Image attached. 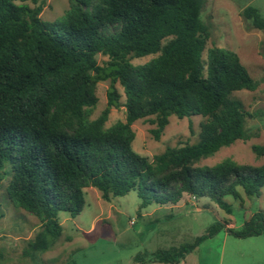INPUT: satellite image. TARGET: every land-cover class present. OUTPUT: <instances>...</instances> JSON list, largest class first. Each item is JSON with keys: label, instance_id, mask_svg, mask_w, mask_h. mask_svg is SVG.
Returning a JSON list of instances; mask_svg holds the SVG:
<instances>
[{"label": "trees", "instance_id": "1", "mask_svg": "<svg viewBox=\"0 0 264 264\" xmlns=\"http://www.w3.org/2000/svg\"><path fill=\"white\" fill-rule=\"evenodd\" d=\"M67 1L62 19L45 23L44 0H0V186L7 177L8 201L41 224L24 257L54 247L63 234L58 214L77 217L87 188L105 202L135 192L139 211L175 207L187 196L231 215L224 199L241 200L238 189L259 198L264 166L231 159L198 166L250 140L246 123L255 116L232 97L259 87L235 53L207 48L209 29L200 19L205 0ZM241 16L264 30L257 8L248 6ZM99 55L107 59L102 65ZM146 56L155 57L132 64ZM106 82V106L91 119L97 86ZM121 108L125 120L106 127L111 110ZM194 116L205 119L196 144L169 147L152 160L132 149L135 122L154 126L150 134L159 142L171 117ZM251 150L264 156V147ZM230 224H215L192 243L139 256L135 264H180L220 231L264 239L261 213L239 231Z\"/></svg>", "mask_w": 264, "mask_h": 264}, {"label": "rangeland", "instance_id": "2", "mask_svg": "<svg viewBox=\"0 0 264 264\" xmlns=\"http://www.w3.org/2000/svg\"><path fill=\"white\" fill-rule=\"evenodd\" d=\"M44 1L40 18L45 23L61 20L68 10L67 0ZM248 6L257 8L264 18V0H205L200 15L209 29L207 48L215 46L235 53L249 75L259 83L255 92L241 91L232 97L255 116L246 123L250 140L237 141L221 149L213 157L200 162V167H212L226 159L240 165L264 166V156L257 158L251 150L252 146L264 147V30L254 29L242 18L241 12ZM154 57L135 59L132 64H145ZM106 60L97 56L99 65ZM202 60L207 62L206 52ZM108 88L107 82L98 84V104L91 119H96L105 108ZM116 88L122 94L118 85ZM124 120V109H113L106 127ZM204 121L201 116L182 120L171 117L159 142L150 134L154 126L137 121L132 125L135 133L132 149L152 160L169 147L196 144L200 124ZM7 179L0 186V264H135L139 256L149 258L158 251L190 244L215 224L230 221L231 228L239 231L254 214L264 215V189H261L259 198H247L241 189H238L241 200L225 198L232 210L231 215H227L207 199L187 196L175 207L151 205L139 211L140 200L135 192L105 202L100 192L87 188L84 190L85 207L77 217L58 214L63 234L54 247L24 257L26 243L39 232L41 224L36 217L16 209L8 201L5 192ZM180 264H264V239H238L220 231Z\"/></svg>", "mask_w": 264, "mask_h": 264}, {"label": "crops", "instance_id": "3", "mask_svg": "<svg viewBox=\"0 0 264 264\" xmlns=\"http://www.w3.org/2000/svg\"><path fill=\"white\" fill-rule=\"evenodd\" d=\"M231 226H232V225L230 224L228 227L231 228ZM254 238H256V237H254Z\"/></svg>", "mask_w": 264, "mask_h": 264}]
</instances>
